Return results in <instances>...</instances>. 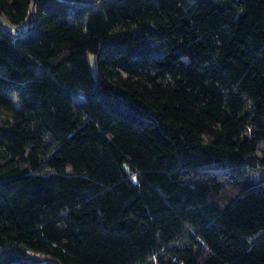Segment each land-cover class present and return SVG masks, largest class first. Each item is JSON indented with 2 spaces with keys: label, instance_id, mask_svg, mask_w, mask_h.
Wrapping results in <instances>:
<instances>
[{
  "label": "trees",
  "instance_id": "obj_1",
  "mask_svg": "<svg viewBox=\"0 0 264 264\" xmlns=\"http://www.w3.org/2000/svg\"><path fill=\"white\" fill-rule=\"evenodd\" d=\"M0 17V264H264V0Z\"/></svg>",
  "mask_w": 264,
  "mask_h": 264
},
{
  "label": "rangeland",
  "instance_id": "obj_2",
  "mask_svg": "<svg viewBox=\"0 0 264 264\" xmlns=\"http://www.w3.org/2000/svg\"><path fill=\"white\" fill-rule=\"evenodd\" d=\"M79 1H81V2H95V1H97V0H79ZM0 20H1V22L6 26V27H8L9 25H8V23L4 20V19H2L1 17H0ZM93 56H91V58H92Z\"/></svg>",
  "mask_w": 264,
  "mask_h": 264
},
{
  "label": "built area",
  "instance_id": "obj_3",
  "mask_svg": "<svg viewBox=\"0 0 264 264\" xmlns=\"http://www.w3.org/2000/svg\"><path fill=\"white\" fill-rule=\"evenodd\" d=\"M21 29H22V28H21ZM21 29H16V31H17L18 33H20ZM27 29H28V26H23V30H27Z\"/></svg>",
  "mask_w": 264,
  "mask_h": 264
}]
</instances>
